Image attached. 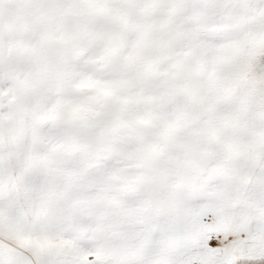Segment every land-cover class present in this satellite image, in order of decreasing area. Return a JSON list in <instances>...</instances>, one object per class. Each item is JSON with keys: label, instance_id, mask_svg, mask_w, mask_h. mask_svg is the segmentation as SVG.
<instances>
[{"label": "snow or ice", "instance_id": "snow-or-ice-1", "mask_svg": "<svg viewBox=\"0 0 264 264\" xmlns=\"http://www.w3.org/2000/svg\"><path fill=\"white\" fill-rule=\"evenodd\" d=\"M0 264H264V0H0Z\"/></svg>", "mask_w": 264, "mask_h": 264}]
</instances>
